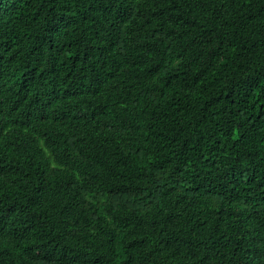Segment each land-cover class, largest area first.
Segmentation results:
<instances>
[{"label": "trees", "instance_id": "16d2710c", "mask_svg": "<svg viewBox=\"0 0 264 264\" xmlns=\"http://www.w3.org/2000/svg\"><path fill=\"white\" fill-rule=\"evenodd\" d=\"M0 264H264V0H0Z\"/></svg>", "mask_w": 264, "mask_h": 264}, {"label": "bare ground", "instance_id": "6f19581e", "mask_svg": "<svg viewBox=\"0 0 264 264\" xmlns=\"http://www.w3.org/2000/svg\"><path fill=\"white\" fill-rule=\"evenodd\" d=\"M71 28V27H70Z\"/></svg>", "mask_w": 264, "mask_h": 264}]
</instances>
